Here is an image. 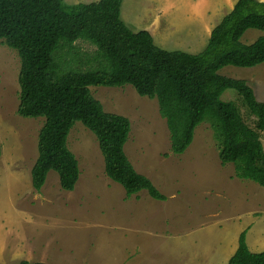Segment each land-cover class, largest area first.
<instances>
[{
  "label": "rangeland",
  "instance_id": "rangeland-1",
  "mask_svg": "<svg viewBox=\"0 0 264 264\" xmlns=\"http://www.w3.org/2000/svg\"><path fill=\"white\" fill-rule=\"evenodd\" d=\"M62 1L75 5L98 0ZM152 2L122 0V20L139 31L144 29L155 15ZM181 2L170 0L167 7L174 12ZM226 2L231 5L234 0ZM226 12L222 9L216 18ZM177 19L174 14L161 15L160 29L172 28ZM259 36L264 32L247 31L243 42L251 43ZM177 39L171 35L169 42L179 44ZM154 44H161L156 37ZM205 45H195L191 54L200 53ZM165 49L180 50L177 45ZM75 52L78 60L65 56L69 62L65 68L89 67L88 59L96 48L78 40ZM19 67L17 53L0 41V264L22 260L45 264H227L243 231L251 252L264 250V188L235 178L232 163L221 165L213 131L206 122L195 129L193 141L182 155L172 154L157 100L139 96L130 85L89 90L105 112L128 118L126 156L135 171L165 195V201H156L145 191L127 197L121 185L105 175L97 140L80 122L67 137L80 171L74 189L61 190L57 174L50 171L43 187L35 191L30 171L44 118H22L16 113ZM218 73L245 80L255 98L264 102V63L252 68L227 66ZM221 98L233 102L243 120L253 126L234 90H226ZM259 135L264 149V133Z\"/></svg>",
  "mask_w": 264,
  "mask_h": 264
},
{
  "label": "trees",
  "instance_id": "trees-1",
  "mask_svg": "<svg viewBox=\"0 0 264 264\" xmlns=\"http://www.w3.org/2000/svg\"><path fill=\"white\" fill-rule=\"evenodd\" d=\"M121 2L66 5L62 0H0V41L17 53L20 62L16 113L22 118H44L30 171L33 189L40 191L50 171L57 174L61 190L74 189L80 171L67 137L80 122L97 140L105 175L121 185L127 197L145 191L154 200L166 199L126 156L128 118L105 112L89 90L124 85L132 86L139 96L157 100L172 154L182 155L195 129L206 122L221 165L232 163L235 178L264 188L259 135L264 133V102L255 98L245 80L218 73L227 66L252 68L264 63V36L243 42L247 31L264 32V2L237 0L198 54L161 49L147 31H131L120 17ZM78 40L96 48L88 59L90 66L65 68L69 63L65 56L78 60ZM228 89L242 99L252 127L233 102L222 100ZM245 237V231L239 234L227 264H264V250L251 252ZM18 264L45 263L22 260Z\"/></svg>",
  "mask_w": 264,
  "mask_h": 264
},
{
  "label": "crops",
  "instance_id": "crops-1",
  "mask_svg": "<svg viewBox=\"0 0 264 264\" xmlns=\"http://www.w3.org/2000/svg\"><path fill=\"white\" fill-rule=\"evenodd\" d=\"M169 2L170 0H154V2L150 4V7H153V10H155V15L151 19V23H147V25L143 27L144 29L141 30H147L154 41L155 37L158 38V41L161 44H156L157 47L166 50L165 48L169 46L177 45L180 50L188 54L193 52L192 49L195 45L200 44V46H202L205 42L207 43L211 30L221 20L216 18L217 14L222 9H227V12L224 13L223 16L226 15L235 4V0L231 5L228 4L226 0H182L180 6L172 12V10L167 7ZM168 14H174L178 19L172 28L161 30L160 17L161 15L165 16ZM124 23L131 31L133 30L130 27L134 29V32L139 31L138 28H134L136 26H133V24L129 22ZM157 30H159V32H157ZM171 35L178 36L177 42H179V44L169 42Z\"/></svg>",
  "mask_w": 264,
  "mask_h": 264
}]
</instances>
